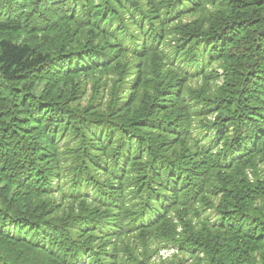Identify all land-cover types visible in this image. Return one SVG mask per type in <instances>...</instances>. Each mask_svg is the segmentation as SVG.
<instances>
[{"label": "trees", "instance_id": "trees-1", "mask_svg": "<svg viewBox=\"0 0 264 264\" xmlns=\"http://www.w3.org/2000/svg\"><path fill=\"white\" fill-rule=\"evenodd\" d=\"M0 264H264V0H0Z\"/></svg>", "mask_w": 264, "mask_h": 264}, {"label": "rangeland", "instance_id": "rangeland-1", "mask_svg": "<svg viewBox=\"0 0 264 264\" xmlns=\"http://www.w3.org/2000/svg\"><path fill=\"white\" fill-rule=\"evenodd\" d=\"M87 85L89 88L91 87L90 83H87ZM210 214H211L212 218L217 215V213L215 211H212V210L210 211ZM138 249H139L138 253L140 254L143 251V246H139ZM173 251H174V248L171 247L167 250L160 248L159 250L148 251V253L152 257V260L159 262V261L171 259L172 255H173L172 254ZM143 254H145V253H141L140 255H143Z\"/></svg>", "mask_w": 264, "mask_h": 264}]
</instances>
